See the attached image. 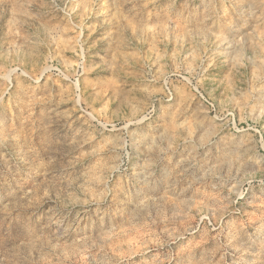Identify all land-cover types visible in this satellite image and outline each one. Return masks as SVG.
Wrapping results in <instances>:
<instances>
[{
  "label": "rangeland",
  "instance_id": "obj_1",
  "mask_svg": "<svg viewBox=\"0 0 264 264\" xmlns=\"http://www.w3.org/2000/svg\"><path fill=\"white\" fill-rule=\"evenodd\" d=\"M0 264H264V0H0Z\"/></svg>",
  "mask_w": 264,
  "mask_h": 264
}]
</instances>
